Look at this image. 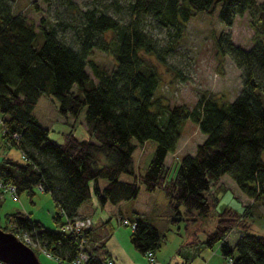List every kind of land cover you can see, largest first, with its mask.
<instances>
[{
  "label": "trees",
  "instance_id": "16d2710c",
  "mask_svg": "<svg viewBox=\"0 0 264 264\" xmlns=\"http://www.w3.org/2000/svg\"><path fill=\"white\" fill-rule=\"evenodd\" d=\"M95 1L79 9L75 21L52 24L41 17L34 24L14 10L11 0H0L1 139L22 153L21 160L0 158V179L14 184L16 192L30 195L36 185L50 192L52 217L59 223L51 228L30 212L15 210L5 214L7 224L0 227L15 234L28 232L61 260L84 247L89 260L108 264L110 255L95 252L102 244L94 243V224L79 231L62 229L66 218L80 215L78 207L92 191L104 204L134 198L141 185L147 191L163 190L170 215L189 218L194 212L206 215L213 206L210 200L218 202L211 183L228 173L252 200L241 204V210L221 207L204 241L212 245L220 240L227 264H264V234L248 232L244 217L253 205L264 203V0ZM62 2L77 8L74 0ZM216 8L225 24L244 11L251 16L250 46L236 44L227 31L215 38L217 50L240 68V89L231 99L201 93L190 106L163 101L156 94L162 79L158 62H165L193 14ZM147 17L165 29V43L145 29ZM67 27L73 30L69 39L61 32ZM94 47L110 53L109 66L90 57ZM41 95L55 100L63 115L83 110L89 136H76L69 129L63 140L50 139L48 127L34 113ZM186 119L205 136L193 152L180 156L171 174L165 158L176 148ZM146 139L155 145L144 170L136 172L133 150ZM122 172L131 178H121ZM100 179L105 183L99 184ZM126 218L135 222L129 239L137 250L153 251L160 245L164 234L147 214L133 210ZM233 228L242 232L230 245L225 237Z\"/></svg>",
  "mask_w": 264,
  "mask_h": 264
},
{
  "label": "rangeland",
  "instance_id": "374dc122",
  "mask_svg": "<svg viewBox=\"0 0 264 264\" xmlns=\"http://www.w3.org/2000/svg\"><path fill=\"white\" fill-rule=\"evenodd\" d=\"M62 1L11 0L14 10L23 12L34 24H38L41 17L46 19L47 23L52 24L59 19L75 21L79 9H84L96 2L95 0H74L77 8L72 9ZM256 15L255 13L253 17ZM250 17V14L244 11L242 14L235 15L231 24H225L219 18L217 8L213 11H198L193 14L186 22L181 38L165 55V62H158L162 79L156 94L161 95L162 100L170 104L183 102L189 106L197 100L201 93L205 92L227 99L233 98L241 87L240 68L230 55L217 50L215 38L221 31H227L236 44L243 47L250 46L254 31ZM145 29L160 43L167 41L168 35L165 29L154 25L149 17L145 19ZM61 32L66 34L68 39L73 36L71 27ZM90 57L107 66L112 62L110 53L96 47L91 50ZM86 70L92 74L89 65H86ZM56 103L50 96L41 95L34 108L37 117L48 127V137L61 141L64 139V133L69 129L76 136L88 137L83 110L75 116L63 115L58 112ZM1 131L0 127V158L8 155L21 160L22 153L16 146L11 144L6 146L2 142ZM204 136L205 134L199 130L195 122L190 119L183 122L176 148L169 151L165 158V163L170 166L171 174L180 156L185 152H193L195 144ZM154 145L155 141L152 139L136 142L133 150V166L136 172L144 170ZM120 177L131 178V175L122 172ZM224 190L225 196L220 197ZM210 192L219 196L218 202L214 205V202L210 200L213 206L206 215L194 212L189 218L179 214L170 215L163 190L147 191L142 185L138 195L123 204L121 212L111 202L107 203L105 208L102 207L93 191L88 203L93 209L91 215L96 222L94 223L96 234H100L105 227L100 222L104 220L102 218L110 216L111 233L106 236L105 244L115 248L123 264H184L186 261L187 264H227L226 257L221 252V241L208 245L204 239L207 233L214 229L218 218L217 213L221 207L231 206L241 210V204H249L252 198L240 190L228 173L220 175L211 183ZM153 206L155 208L150 211ZM54 208L50 192L40 189L37 185L32 194L20 191L17 192L16 197L12 196L11 190L2 191L0 189V224L2 225L7 224L5 219L7 212L21 210L30 212L32 217L39 219L46 226L57 228L59 223L55 222L52 217ZM134 209L140 212L149 210L148 217L158 223L159 232L164 234L160 245L153 250L155 257L153 262L148 260L146 253L137 250L132 245L129 239L131 225L122 222L121 218L128 217ZM86 215L91 218L90 214L80 213V216ZM244 217L248 223V232L264 234V203L259 202L253 205ZM63 218H65L64 215H62ZM105 232H108L107 225ZM241 232L239 228H233L226 235L225 241L233 245ZM28 236H30L29 233ZM29 238L30 241L39 244L31 237ZM118 245L121 246V251L117 249ZM34 249L41 264H65L63 260L47 255L38 245ZM236 253L237 250L233 249V254ZM1 264L8 263L1 262Z\"/></svg>",
  "mask_w": 264,
  "mask_h": 264
},
{
  "label": "built area",
  "instance_id": "2783aa9c",
  "mask_svg": "<svg viewBox=\"0 0 264 264\" xmlns=\"http://www.w3.org/2000/svg\"><path fill=\"white\" fill-rule=\"evenodd\" d=\"M0 189L3 190H11L12 192V196L16 197L17 196V192L15 190V186L12 183H7L4 182L2 179H0ZM122 222L123 223H128L131 225V227H133L135 225V222L133 220H129L126 217L122 218ZM91 224V218L89 216H75L71 219L66 218L65 222H63V226L62 229L66 230V231H79L82 227L88 226ZM24 242H26L27 244H29L32 247H35L36 245H38V247H40L41 249H43V251L47 254V255H53L48 249H46L45 247L41 246L40 244H37L35 242L30 241V236H28V232L26 231H22V232H18L17 234ZM32 238V237H31ZM33 240V239H32ZM35 241V240H34ZM146 254L149 258V260H153V254H152V250H147ZM57 260H61L59 258V256L53 255ZM90 259V252L84 248L81 247L79 249V251L77 252V254L71 258L65 259L63 260L65 264H95L94 261L89 260ZM106 262L108 264H112L113 263V259L108 256L105 258ZM228 262H232V257L229 256L227 258Z\"/></svg>",
  "mask_w": 264,
  "mask_h": 264
},
{
  "label": "water",
  "instance_id": "95a60500",
  "mask_svg": "<svg viewBox=\"0 0 264 264\" xmlns=\"http://www.w3.org/2000/svg\"><path fill=\"white\" fill-rule=\"evenodd\" d=\"M0 261L8 264H41L35 250L14 232L0 227Z\"/></svg>",
  "mask_w": 264,
  "mask_h": 264
},
{
  "label": "crops",
  "instance_id": "0c3cea01",
  "mask_svg": "<svg viewBox=\"0 0 264 264\" xmlns=\"http://www.w3.org/2000/svg\"><path fill=\"white\" fill-rule=\"evenodd\" d=\"M36 106V105H35ZM35 106H34V108H35ZM34 113H35V111H34ZM36 114V113H35ZM37 116V115H36ZM41 121V120H40ZM42 122V121H41ZM43 123V122H42ZM44 124V123H43ZM45 125V124H44ZM103 183H105V181L103 180V179H100L99 180V184H103ZM140 192V189H139V191H138V193ZM153 192V191H152ZM138 193H137V195H138ZM91 195V194H90ZM136 195V196H137ZM221 196L220 197H222L223 195L225 196V190L220 194ZM135 196V197H136ZM134 197V198H135ZM88 200H91V198L89 197V199ZM88 200H86V201H84L83 203H81L80 204V206L78 207V212L79 213H87V214H90V216H91V223L92 224H94V223H96L95 221H94V218L92 217V215H91V213H92V211H93V209H91V206H89V201ZM125 202H128V200H121V201H119V202H117V203H112V204H114L115 206H117V208H118V211L119 212H121V209H122V207H123V204L125 203ZM107 203H109V201H106L104 204H101V206L102 207H106V205H107ZM155 203V202H154ZM92 204H93V201H92ZM155 208V206H153L152 208H150V211H152L153 209ZM134 210H136V211H139V210H137V209H134ZM140 212V211H139ZM141 213H145V214H149V210H146V211H141ZM127 217V216H126ZM108 218H110V216H108ZM102 219H107V218H102ZM104 220H101L100 222L105 226V227H103V231L100 233V234H96V232H95V230H94V232H93V238L94 239H96L97 241H95L94 243H97V245H98V243L100 242L101 244H102V246H100V247H97L96 248V250H95V252L97 253V254H108V255H110L112 258H113V264H123L122 263V259H121V256H120V254L115 250V248H112V247H108L107 246V244H105V239H106V236L107 235H109L107 232H105L106 231V225H107V227H109V224L108 223H103V221ZM109 237V236H108ZM99 246V245H98ZM117 249L118 250H122V248H121V246H119L118 245V247H117ZM144 253H146V252H144ZM152 254H153V251H152ZM147 255V254H146ZM147 258H148V256H147ZM154 259H155V257H154V255H153V260H149V258H148V260L150 261V262H153L154 261Z\"/></svg>",
  "mask_w": 264,
  "mask_h": 264
}]
</instances>
